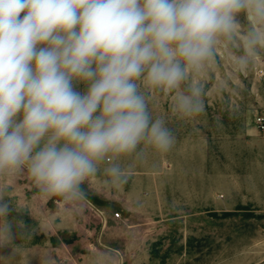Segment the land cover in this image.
Instances as JSON below:
<instances>
[{"label": "clouds", "instance_id": "obj_1", "mask_svg": "<svg viewBox=\"0 0 264 264\" xmlns=\"http://www.w3.org/2000/svg\"><path fill=\"white\" fill-rule=\"evenodd\" d=\"M221 53L233 74L264 54V0H0V178L26 175L38 201L72 209L87 202L84 186L101 165L104 184L123 188L131 170L122 157L166 154L176 143L149 93L171 96L179 119L196 118ZM5 192L0 248L12 256L0 259L15 260L39 229L10 219L21 211ZM33 257L57 264L50 251L25 253L22 264ZM118 262L110 248L89 258Z\"/></svg>", "mask_w": 264, "mask_h": 264}, {"label": "rangeland", "instance_id": "obj_2", "mask_svg": "<svg viewBox=\"0 0 264 264\" xmlns=\"http://www.w3.org/2000/svg\"><path fill=\"white\" fill-rule=\"evenodd\" d=\"M221 79L227 87L217 90ZM206 88L205 112L190 120L171 112V96L150 92L153 117L175 131L174 147L166 154L147 149L140 160L122 157L131 176L119 190L104 184L101 165L78 209L57 198L38 201L26 175L0 178L6 199L21 211L10 219L39 229L21 242L15 260H5L10 247L0 248V264L46 251L57 264H89L109 248L118 264H264V54L246 73L233 74L221 53Z\"/></svg>", "mask_w": 264, "mask_h": 264}, {"label": "built area", "instance_id": "obj_3", "mask_svg": "<svg viewBox=\"0 0 264 264\" xmlns=\"http://www.w3.org/2000/svg\"><path fill=\"white\" fill-rule=\"evenodd\" d=\"M259 122L261 124V127L264 128V120L261 118L259 119ZM116 216H119V213H116Z\"/></svg>", "mask_w": 264, "mask_h": 264}]
</instances>
